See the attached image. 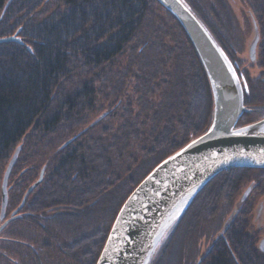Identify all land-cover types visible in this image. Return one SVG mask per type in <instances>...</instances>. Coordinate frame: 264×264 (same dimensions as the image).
Segmentation results:
<instances>
[{
    "label": "trees",
    "instance_id": "obj_1",
    "mask_svg": "<svg viewBox=\"0 0 264 264\" xmlns=\"http://www.w3.org/2000/svg\"><path fill=\"white\" fill-rule=\"evenodd\" d=\"M7 1L0 0V37L19 29L22 43H0V191L21 145L5 218L44 173L0 232V264H95L129 193L210 125L208 78L157 0ZM183 1L236 72L251 107L244 114L261 113L243 114L237 125L263 117L264 75L243 79L221 40L240 29L230 0ZM240 2L258 29L255 61L264 70V0ZM250 184L264 195V168L225 169L192 198L167 234L176 244L217 233L192 264H264L250 194L238 204Z\"/></svg>",
    "mask_w": 264,
    "mask_h": 264
},
{
    "label": "water",
    "instance_id": "obj_2",
    "mask_svg": "<svg viewBox=\"0 0 264 264\" xmlns=\"http://www.w3.org/2000/svg\"><path fill=\"white\" fill-rule=\"evenodd\" d=\"M157 1L178 20L199 56L211 89L212 119L203 133L157 163L129 193L111 223L95 264H149L192 198L213 176L232 167L264 168V116L237 125L249 108L244 105L236 72L183 0ZM18 31L0 37V43H22ZM258 39L255 34L249 45L251 60L255 59ZM20 148V144L15 147L1 180L0 232L19 216L26 195L43 178L42 168L19 205L5 218L8 177ZM251 189V184L245 188L238 204ZM258 248L264 252V238Z\"/></svg>",
    "mask_w": 264,
    "mask_h": 264
},
{
    "label": "rangeland",
    "instance_id": "obj_3",
    "mask_svg": "<svg viewBox=\"0 0 264 264\" xmlns=\"http://www.w3.org/2000/svg\"><path fill=\"white\" fill-rule=\"evenodd\" d=\"M230 4L238 21L240 22V29L237 31L229 32L227 35V41L223 36H221V40L224 41L223 43L231 51V53L229 52L228 55L232 60L231 62L234 66H236V70L239 71V74L243 77V79L247 78V76L256 77L261 72V68L256 63L255 59H250L249 45L253 40L255 34H257L258 29L256 28L254 21L251 20L249 10L244 7L243 2H240V0H230ZM232 33L234 35L230 36V34ZM259 109L260 108H258L257 110ZM257 112L258 111H254L253 115H251V111L249 112V114H244V112L243 118H252L254 115L258 116L261 114L260 112ZM246 187H244L240 191V195ZM249 194L250 198L252 199L251 220L256 226V229L259 228V230H257L258 235L256 236V243L258 245L260 239L264 238V195L254 194V190H251ZM109 216L110 215L107 216L106 221L108 220ZM202 232L203 235H201V237L198 239H195V237H191L190 239L186 238V240H183L182 242L176 244H174L176 239L175 233L170 237L166 236L162 240V244L158 251L154 254L150 264H192L195 261L196 257L198 255H201L209 246V244H211L212 239L217 234L209 233V231L207 230H202ZM167 259L169 261H167Z\"/></svg>",
    "mask_w": 264,
    "mask_h": 264
},
{
    "label": "flooded vegetation",
    "instance_id": "obj_4",
    "mask_svg": "<svg viewBox=\"0 0 264 264\" xmlns=\"http://www.w3.org/2000/svg\"><path fill=\"white\" fill-rule=\"evenodd\" d=\"M260 74H263L264 75V70H262V68H261V72L259 73V75ZM245 105V104H244ZM248 108H249V110H251V107H249L248 106ZM255 111V110H254ZM256 118H258V117H256ZM19 213V212H18ZM9 217V216H8ZM7 218V217H6ZM253 223V222H252ZM252 227H253V232L255 233V235L257 236L258 235V233H257V230H259V228H257L256 229V226L254 225V224H252ZM108 234V233H107ZM107 237V236H106ZM261 240V239H260ZM259 244V243H258ZM102 249V248H101Z\"/></svg>",
    "mask_w": 264,
    "mask_h": 264
},
{
    "label": "snow or ice",
    "instance_id": "obj_5",
    "mask_svg": "<svg viewBox=\"0 0 264 264\" xmlns=\"http://www.w3.org/2000/svg\"><path fill=\"white\" fill-rule=\"evenodd\" d=\"M195 143V142H194ZM189 147H191V145H189Z\"/></svg>",
    "mask_w": 264,
    "mask_h": 264
}]
</instances>
